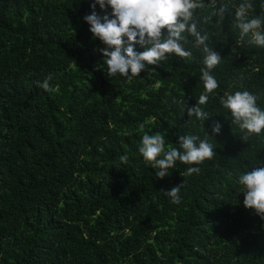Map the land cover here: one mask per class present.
Wrapping results in <instances>:
<instances>
[{
    "label": "trees",
    "instance_id": "16d2710c",
    "mask_svg": "<svg viewBox=\"0 0 264 264\" xmlns=\"http://www.w3.org/2000/svg\"><path fill=\"white\" fill-rule=\"evenodd\" d=\"M243 2L203 0L194 10L222 58L211 70L218 87L201 105L211 115L202 124L185 109L206 94L204 53L188 33L191 56L169 54L131 79L108 77L101 49H111L84 17L112 19L110 7L0 0V264H264V219L244 206L239 184L241 174L264 167V130L242 141L223 106L227 95L249 91L264 111V47L236 27ZM249 2L250 18L264 16V0ZM221 6L228 11L217 27ZM49 74L45 90L38 83ZM156 133L165 151L194 135L214 155L178 160L157 179L139 152L143 135ZM188 167L201 171L181 176ZM181 184L175 204L163 192Z\"/></svg>",
    "mask_w": 264,
    "mask_h": 264
},
{
    "label": "clouds",
    "instance_id": "9594fccd",
    "mask_svg": "<svg viewBox=\"0 0 264 264\" xmlns=\"http://www.w3.org/2000/svg\"><path fill=\"white\" fill-rule=\"evenodd\" d=\"M103 10L106 6L112 9V19L107 16L101 18L92 12L86 15L84 20L90 25V32L94 38H98L108 49H101L103 64L107 66L108 77L119 73L122 76H139L145 71L146 66L158 65L167 59L169 54L178 57H189L191 52L186 50L184 44L188 43V33L194 38V47L200 48L204 53L206 68L201 69L206 94H201L194 107L185 105L188 117H195L202 124L211 118V115L203 110L201 105L208 101L207 93H212L218 82L211 74V70L217 66L222 58L220 54L209 46L207 31L198 28V22L194 19V10L205 7L203 0H96ZM93 9L95 4L92 5ZM253 8L249 0H244L235 12L236 27L240 29L241 36L251 34V43L264 47V16L250 18L248 11ZM228 11L227 6H221L216 13L220 17L217 27L224 19ZM211 17H204V23H208ZM167 30L164 35L163 30ZM126 38V40H125ZM139 44L144 50L137 52L135 46ZM236 49H232L235 52ZM49 74L42 84L38 86L49 89ZM256 96L249 91H236L227 95L223 106L231 111L233 124L239 126L245 132L241 138L247 141L252 134H260L264 130V111L256 104ZM143 129L144 125H140ZM222 125L215 122L212 127L213 135H218ZM139 152L146 162H153L152 167L158 169L155 172L157 179L169 176V169L173 168L179 160L186 165L199 164L214 155L213 146L207 140H200L198 136L186 135L178 139L179 148H171L165 151V137L161 133L153 135L144 134ZM163 154V158L157 160ZM121 161H127V155L119 157ZM199 167H188L181 176L199 174ZM184 184V182H183ZM183 184L175 186L163 192L171 198L175 204L180 203L179 192ZM239 184L242 185V193L245 195L244 206L254 209L256 214L264 219V167H255L247 173L239 176Z\"/></svg>",
    "mask_w": 264,
    "mask_h": 264
}]
</instances>
